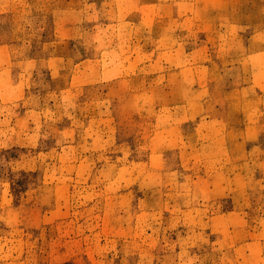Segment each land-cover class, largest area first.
Masks as SVG:
<instances>
[{
	"label": "rangeland",
	"instance_id": "1",
	"mask_svg": "<svg viewBox=\"0 0 264 264\" xmlns=\"http://www.w3.org/2000/svg\"><path fill=\"white\" fill-rule=\"evenodd\" d=\"M0 264H264V0H0Z\"/></svg>",
	"mask_w": 264,
	"mask_h": 264
}]
</instances>
